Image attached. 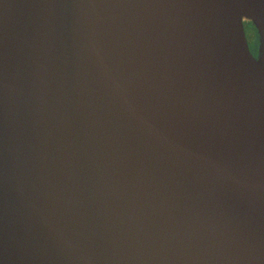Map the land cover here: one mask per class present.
<instances>
[{
	"label": "water",
	"instance_id": "water-1",
	"mask_svg": "<svg viewBox=\"0 0 264 264\" xmlns=\"http://www.w3.org/2000/svg\"><path fill=\"white\" fill-rule=\"evenodd\" d=\"M0 264H264V0H0Z\"/></svg>",
	"mask_w": 264,
	"mask_h": 264
},
{
	"label": "flooded vegetation",
	"instance_id": "flooded-vegetation-1",
	"mask_svg": "<svg viewBox=\"0 0 264 264\" xmlns=\"http://www.w3.org/2000/svg\"><path fill=\"white\" fill-rule=\"evenodd\" d=\"M250 28V31L247 32L246 31V34H247V38H248V42H249V46H250V49L253 53L254 56H257V47H258V37L256 35V31H253V29L251 28V26L249 25H245V30ZM249 33H251L252 35L251 36H248Z\"/></svg>",
	"mask_w": 264,
	"mask_h": 264
},
{
	"label": "trees",
	"instance_id": "trees-1",
	"mask_svg": "<svg viewBox=\"0 0 264 264\" xmlns=\"http://www.w3.org/2000/svg\"><path fill=\"white\" fill-rule=\"evenodd\" d=\"M252 29H253V31H255V29L253 28V27H251ZM246 30H248V32L250 31V29L248 28V29H246Z\"/></svg>",
	"mask_w": 264,
	"mask_h": 264
},
{
	"label": "rangeland",
	"instance_id": "rangeland-1",
	"mask_svg": "<svg viewBox=\"0 0 264 264\" xmlns=\"http://www.w3.org/2000/svg\"><path fill=\"white\" fill-rule=\"evenodd\" d=\"M250 29V28H249ZM247 32H248V30H246ZM252 34L251 33H249V35L248 36H251Z\"/></svg>",
	"mask_w": 264,
	"mask_h": 264
}]
</instances>
